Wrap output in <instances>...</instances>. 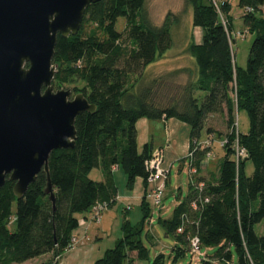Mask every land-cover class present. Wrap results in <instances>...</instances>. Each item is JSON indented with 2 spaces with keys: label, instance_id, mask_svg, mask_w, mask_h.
Segmentation results:
<instances>
[{
  "label": "trees",
  "instance_id": "1",
  "mask_svg": "<svg viewBox=\"0 0 264 264\" xmlns=\"http://www.w3.org/2000/svg\"><path fill=\"white\" fill-rule=\"evenodd\" d=\"M186 1L193 7L192 24L202 28L203 39L189 44L195 68L179 96L166 105L152 98L151 88L137 87L144 70L173 46V28L180 21L174 13L169 12L160 26H154L143 14L146 0H100L86 9L76 35H58L54 86L83 83L82 88L73 90L83 92L97 108L76 117L75 146L50 155L55 206L45 193L48 178L44 171L20 199L14 194L15 181L8 177L0 188V264H19L48 253H53V258L62 255L80 225L78 215L91 211L96 203L112 206L116 202L115 167L125 171L129 188L139 177L147 183L146 161L153 149L146 144L139 152V119L177 118L186 123L192 153L187 158L190 168L199 170L212 152L211 146L200 147L199 143L203 133H216L208 126L209 118L216 114L224 117L230 129L225 135L230 144L223 147L226 154L218 177L206 181L191 174L188 194L175 206L172 216L159 217V223L166 236L175 239V260L190 251V239L197 235L201 248H216L201 264H215L214 258L229 262L232 248L240 264H264V235L255 232V225L264 219V0H239L245 9V25L255 34L246 68L238 67L234 60L230 3ZM121 17L125 26L119 31L116 25ZM241 110L248 113L250 129L239 134L247 155L237 166L231 147L236 133L231 129L236 112ZM248 161L253 165L251 174L246 172ZM95 168L101 169L103 180L91 178ZM201 183L203 187H199ZM205 199L208 201L203 202ZM257 200L259 206L254 211L251 206ZM194 202L197 209L192 207ZM141 210L142 222L134 225L125 219L123 237L94 264H132L129 252L133 251L137 260L165 264V255L159 253L151 259L140 239L145 219L153 213L144 198Z\"/></svg>",
  "mask_w": 264,
  "mask_h": 264
},
{
  "label": "water",
  "instance_id": "2",
  "mask_svg": "<svg viewBox=\"0 0 264 264\" xmlns=\"http://www.w3.org/2000/svg\"><path fill=\"white\" fill-rule=\"evenodd\" d=\"M98 1L0 0V188L15 181L18 199L44 171L55 206L50 155L73 148L76 117L96 111L83 92L55 89L53 58L58 35H76Z\"/></svg>",
  "mask_w": 264,
  "mask_h": 264
},
{
  "label": "rangeland",
  "instance_id": "3",
  "mask_svg": "<svg viewBox=\"0 0 264 264\" xmlns=\"http://www.w3.org/2000/svg\"><path fill=\"white\" fill-rule=\"evenodd\" d=\"M223 1H228L231 6L230 15L233 27L231 38L235 63L240 68H246L255 34L250 32L245 25L243 18L245 9L239 5V0H217V3L221 5ZM169 12L174 13L180 19L179 23L173 28V46L155 63L150 64L144 70L143 77L137 87L138 90L151 88L152 98L163 105L168 104L171 98L178 97L181 87L186 85L190 80L195 66L194 59L188 51V46L191 42L201 43L203 39L202 28L195 27L192 24L193 7L186 0H146L143 14L149 24L160 26ZM262 13H264V6L262 7ZM124 26L125 19L121 17L117 21L116 28L122 31ZM83 85L81 82H76L65 84L60 88L70 89L73 96L76 94L73 89L75 87L80 89ZM60 88L55 87V89ZM235 119L238 120L240 132L247 133L250 129L248 113L242 110L236 112ZM220 120L221 116H216L215 124L211 127L219 135L213 138L208 137L212 140V156L209 158L207 166L212 161H216V164L219 162L222 164L225 158L226 150L220 144L224 137L221 135L225 136L230 129ZM252 170L253 165L248 161L246 163L247 174H251ZM120 171L126 175L122 168ZM190 177V160L188 158L178 159L174 162V167L171 171L172 183L166 188L163 210L160 212L163 206L156 207L152 210V215L145 219L142 231L140 232V239L149 249L151 259H154L159 253H163L165 255V264H201L203 258L215 254L216 248L203 247L201 253L187 251L185 255L175 260L173 251L175 239L172 236H166L164 227L159 223V217L162 219L170 218L175 206L188 194L191 185ZM258 206L259 201L257 200L252 203L251 208L256 211ZM15 209L16 204L13 205V210L15 211ZM131 215L134 225L137 222H142L143 214L140 208H136ZM9 227L10 230H15L14 224L11 223ZM255 232L258 235H264V219L255 225ZM129 258L133 259L132 264H147V261L137 260V252L135 251L129 252ZM213 261L215 264H240L239 257L233 248L232 258L229 262L215 258Z\"/></svg>",
  "mask_w": 264,
  "mask_h": 264
},
{
  "label": "crops",
  "instance_id": "4",
  "mask_svg": "<svg viewBox=\"0 0 264 264\" xmlns=\"http://www.w3.org/2000/svg\"><path fill=\"white\" fill-rule=\"evenodd\" d=\"M199 95H203V93H199ZM216 116L218 114L209 118V127L214 126ZM220 121L226 124L222 116ZM136 127L139 152L143 151L146 144H149L153 151L158 148L163 149L164 165L170 169L168 187L172 183L171 171L174 162L178 159L187 158L189 154L191 144L190 127L177 118L166 119L164 117L161 119L141 118L137 121ZM216 135L219 134L212 133V135H208L203 133L201 140L205 141L208 137L213 138ZM215 162L212 161L209 166L206 165L197 170L194 178L215 181L221 166L220 162L217 164ZM120 169L117 166L113 170L118 187L116 202L112 206H107L98 218L95 217L92 210L78 215L80 225L73 232V236L79 238V241L73 247L55 258H53V253H48L19 264H41L51 261L52 264H94L97 259L104 256L108 249L114 247L116 242L123 237V221L128 219L133 224L131 214L136 208L141 209L148 185L143 178L139 177L135 180L133 188H129L127 186V175L122 174ZM90 176L97 181L103 180L100 168L93 169ZM163 208L164 206L160 209V212Z\"/></svg>",
  "mask_w": 264,
  "mask_h": 264
},
{
  "label": "built area",
  "instance_id": "5",
  "mask_svg": "<svg viewBox=\"0 0 264 264\" xmlns=\"http://www.w3.org/2000/svg\"><path fill=\"white\" fill-rule=\"evenodd\" d=\"M234 131L236 133L235 139L231 143V147L234 150V159L236 161L237 166L240 163V160L247 155L246 149L241 146L239 141V125L238 120L236 119L231 132ZM212 140H206L199 143L200 147H208L211 146ZM221 146L225 147L230 144L229 138L224 137L221 141ZM190 157L192 153L188 154ZM212 152H209L204 160V166L207 165L209 158H211ZM146 168L149 171V176L147 179V187L144 195V199L149 203L150 207L154 206L152 210L156 207H162L163 201L165 197V191L167 187L168 180L170 179V169L164 165V152L163 149L158 148L152 152L151 157L146 161ZM197 172L196 168H190V175L195 174ZM199 187H203V183L199 184ZM208 199H205L203 202H207ZM107 207L106 203H96L92 207V211L95 217H99L103 210ZM194 209L198 208L197 202L192 204ZM182 231V229H179ZM79 238L76 236L72 237V243L70 247H73ZM201 242L200 238L195 235L190 239V252L191 253H201Z\"/></svg>",
  "mask_w": 264,
  "mask_h": 264
}]
</instances>
